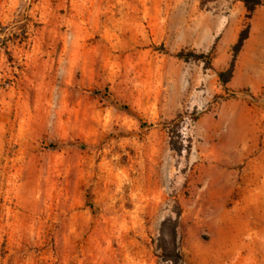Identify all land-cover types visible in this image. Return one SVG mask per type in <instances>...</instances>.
<instances>
[{
  "label": "rangeland",
  "instance_id": "374dc122",
  "mask_svg": "<svg viewBox=\"0 0 264 264\" xmlns=\"http://www.w3.org/2000/svg\"><path fill=\"white\" fill-rule=\"evenodd\" d=\"M262 1L0 0V264H264Z\"/></svg>",
  "mask_w": 264,
  "mask_h": 264
},
{
  "label": "trees",
  "instance_id": "16d2710c",
  "mask_svg": "<svg viewBox=\"0 0 264 264\" xmlns=\"http://www.w3.org/2000/svg\"><path fill=\"white\" fill-rule=\"evenodd\" d=\"M245 10L247 13H252L255 8L262 6V0H241ZM243 39H239L236 49L240 47ZM178 60H181L185 63L188 62H202L207 68L210 65V54H196L194 52H179L175 56ZM219 81L221 84H226L229 81L230 78V71L224 72V73H219L218 74ZM166 225H170V231L168 234L169 241L173 244L176 239V223H170V222H165L162 225L161 228V237L160 241H163V230L165 229Z\"/></svg>",
  "mask_w": 264,
  "mask_h": 264
}]
</instances>
